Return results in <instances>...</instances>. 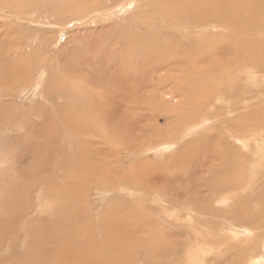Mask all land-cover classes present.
I'll return each mask as SVG.
<instances>
[{
  "label": "rangeland",
  "instance_id": "374dc122",
  "mask_svg": "<svg viewBox=\"0 0 264 264\" xmlns=\"http://www.w3.org/2000/svg\"><path fill=\"white\" fill-rule=\"evenodd\" d=\"M127 1L0 0V264H186L194 233L207 264H261L264 23ZM187 68L218 94L193 114L171 96ZM188 208L192 231L163 218Z\"/></svg>",
  "mask_w": 264,
  "mask_h": 264
},
{
  "label": "bare ground",
  "instance_id": "6f19581e",
  "mask_svg": "<svg viewBox=\"0 0 264 264\" xmlns=\"http://www.w3.org/2000/svg\"><path fill=\"white\" fill-rule=\"evenodd\" d=\"M137 1H141V0H135V1L134 0H130V1L128 0L127 3L124 4V8L127 9L128 6H132ZM239 1L240 0H238L237 2H239ZM238 5H240V4H238ZM238 5L235 4V0H163L162 2H158V3L156 2L154 5H152L151 12H153V13L156 12L157 15H162L165 17H171L170 19H172L175 15H177V10H181L184 12H188L190 10L194 14L197 13L198 11H201L202 12L201 14L203 15V17H202V19H200V22H197V24H199V28L201 29V31H207V30L212 29L214 32L218 30L220 33H225L227 30H225L224 28L221 27V24L219 23V21L215 20L216 16L214 15V13H220V15H221L220 17H223L225 21H228V22L233 21V23L236 24L237 26H242L243 28H245V27L249 28L250 32L254 33L255 28L260 24V22L264 23V4L259 3L256 0H251L249 2V4H247V7L246 6H238ZM242 5H244V2L242 3ZM213 18H214V20H213ZM186 20H189V19H186ZM220 33H215L213 36L220 35ZM165 34H168V32L165 31ZM154 46L156 47V45H154ZM143 47H145V46H143ZM148 47H149V45H148ZM146 49L147 48H145V49L142 48L141 50L144 52ZM149 49L150 48H148V50ZM148 50L145 52H148ZM256 50L258 52V49H256ZM254 51H255V49H254ZM152 54L157 55L158 52L155 50V51L151 52L150 55H152ZM168 55H169L168 53H164L161 57V60L162 61L167 60ZM257 55H258V53H257ZM21 57H23V56H19L18 59L22 60ZM251 57H253V56H251ZM254 57H255V55H254ZM178 59H180L179 62L181 63L183 69L185 67H187V66H184V65H187L185 63V59L175 57L174 58L175 63L178 61ZM245 60H250V59L248 57H245ZM16 66L18 68H20L19 65H16ZM188 69L189 68H187L183 71L184 77H182L179 81H175L173 92L171 93V96L173 98L180 97V100H179L177 106L181 105L183 108L188 110V113L193 114V112H191L193 110V107H194V111H196L195 113H198L199 109L202 108L206 104V102L208 101L207 96L209 94L213 93V95L215 97L218 96V94H215L216 89L212 87V82H211V79L209 76L210 74L208 73V70L206 72L200 73V78H199L198 75L196 76V74H197L196 72H194V71L191 72L192 69H189V70ZM187 70H188V72H185ZM10 75H11V73H10ZM161 81L162 82L160 84L165 86L167 81L165 79H163ZM215 83L217 84V81ZM187 86H189V87H187ZM164 96H167V93H165ZM170 109H172V108H170ZM201 118H202V116H201ZM203 118H205V117H203ZM203 123H205V121L201 122V125ZM226 134L230 139L234 140L235 142H237L241 146H244V147L246 146V149H249L248 148V139H249L250 134L245 133L244 135H242V133H241V135L240 134L233 135V134H230L228 131L226 132ZM256 146H258V145H256ZM239 165L240 164L238 162L237 166H239ZM224 186H226V185H224ZM242 187H243V184H242V182H240L239 185L237 186V188L239 190ZM235 188H236V186H235ZM237 188L234 190L236 191ZM162 209H164V208H162ZM192 213H193V210L191 208H188V210L185 211V217L179 216L178 215L179 213L178 214L174 213V214H172V216H169V217H166L164 215L163 218H165V219L169 218L170 222L174 221L176 224H185L184 226H186V228L189 230H190V226H191V228H192L191 231H192L193 228L195 227V225L198 223L197 222L198 217H196V215L195 216L192 215ZM200 213H202V212H200ZM180 218H184V219L180 221ZM196 228H198V227H196ZM233 228H236V227L232 226L230 228L231 235L228 234L233 239L239 240L240 238H242L243 240H246L247 237L249 236L250 231H248V230H245V231L241 230L240 231L237 228H236V230L235 229L233 230ZM198 229H200V228H198ZM191 236H194V239H195V242L193 244H195L194 247L196 249V253L194 254V252H187L185 254V263L186 264H207V263H205V260H204L206 253L209 252L212 249L211 247H213V246H208L207 244L203 243V241L200 239V237L197 233H194ZM191 243H192V240H191ZM191 248H193V247H191ZM191 251H194V250H191ZM151 258H153V257L151 256ZM145 259H147V258H145ZM151 260H149V262ZM250 260H248V261H250ZM247 263L248 262L243 263V264H247ZM258 263L264 264V253H262L261 258L259 257ZM141 264H153V263H147V262L143 261V262H141ZM154 264H157V263H154Z\"/></svg>",
  "mask_w": 264,
  "mask_h": 264
}]
</instances>
